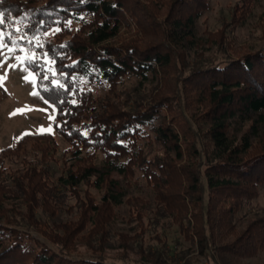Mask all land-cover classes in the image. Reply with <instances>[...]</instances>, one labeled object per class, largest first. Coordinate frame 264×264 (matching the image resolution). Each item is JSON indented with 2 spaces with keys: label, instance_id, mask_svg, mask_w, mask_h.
<instances>
[{
  "label": "trees",
  "instance_id": "1",
  "mask_svg": "<svg viewBox=\"0 0 264 264\" xmlns=\"http://www.w3.org/2000/svg\"><path fill=\"white\" fill-rule=\"evenodd\" d=\"M208 4L0 0L5 32L25 50L38 36L54 60L55 75L44 65L36 85L70 147L58 174L49 131L0 149V264H194L189 245L214 262L222 248L236 257L264 246V225L226 241L240 205L264 184V46L198 60ZM190 51L194 63L183 69ZM27 136L45 144L40 155L23 150ZM114 247L119 255L104 253Z\"/></svg>",
  "mask_w": 264,
  "mask_h": 264
},
{
  "label": "rangeland",
  "instance_id": "2",
  "mask_svg": "<svg viewBox=\"0 0 264 264\" xmlns=\"http://www.w3.org/2000/svg\"><path fill=\"white\" fill-rule=\"evenodd\" d=\"M56 28L48 30V35H51ZM197 30L202 41L208 40V43L205 44L204 52L202 56L198 57V60H206L209 58L222 60L226 57H234L243 52L256 50L258 47L264 46V0H209L208 7L198 20ZM132 34L133 32L129 33L128 36H134ZM17 35L16 32L13 34V36ZM125 35H127L126 31ZM33 47L31 46V49H27L25 52L43 53L40 47H36L35 49ZM4 51L10 58L0 67V76L4 75L7 69V79L0 86V149L14 146L19 137L25 133L33 134L49 131L54 134L55 141L58 144V150L54 154V158L52 160L49 159V164L54 168L56 174H58L63 168L64 162L66 160L69 162V159H67L68 154H65V151L70 147L68 142L53 129L55 109L51 104H46L41 99L37 89L36 79L33 82L22 79V76L27 75V73L22 71L21 68L26 65H21L16 69L8 68V64L17 63L11 57L24 55L25 53H21L19 50H16L14 53H7L6 49ZM193 54V51H190L187 61L182 63L184 65L183 69L186 67L188 69L192 66L195 57ZM3 61L4 57L0 56V62ZM179 69L178 63H175V66L173 64V67L168 73L164 91L169 97H173L175 94L174 89L176 88L177 77H180ZM131 82L128 81L127 83L131 84ZM91 88L95 93L99 94L103 92V88L100 86ZM33 92L38 94L30 95ZM194 93L196 94L195 90H188L190 98L193 97ZM18 109H23L24 111L12 115ZM199 113H201V110ZM243 129L244 131L248 130V124ZM205 131L206 125L203 126L202 133L204 134ZM204 142L208 144L206 140ZM23 146L25 147L23 150L27 151L30 156L32 153L40 155V152H37V150L45 148V144H42L32 136H27L24 139ZM40 146L43 147L41 148ZM5 166H16V164L5 160ZM237 218L234 221L235 227L227 236L228 239L226 241L232 242V236L235 233L242 232L245 227L249 228L252 224H255L254 228H251L252 231L264 225V184L258 186L256 195L253 198L245 200L240 205L237 211ZM184 245L186 246V243ZM189 246L184 249L189 252L188 256L192 257L194 264H264V246L262 248H256L254 252L253 250H248V253L245 251L246 248H240L248 255H244L243 252L236 257L231 256V253L224 252L225 248H222L223 253L218 255L216 262L207 255L199 253L196 246ZM75 249L77 250L75 252L77 254L86 256L89 254L83 245H79ZM104 253L109 257H113L119 255L121 252L119 248L114 247L105 249Z\"/></svg>",
  "mask_w": 264,
  "mask_h": 264
},
{
  "label": "snow or ice",
  "instance_id": "3",
  "mask_svg": "<svg viewBox=\"0 0 264 264\" xmlns=\"http://www.w3.org/2000/svg\"><path fill=\"white\" fill-rule=\"evenodd\" d=\"M8 20V17L3 13L0 12V56L4 57V61L0 62V67L3 66V63H6L7 60L10 58L6 53H5V49L7 50V53H14L17 49H19V51L21 53H25L24 55H15L14 57H11L13 59H15V61L17 63L15 64H8V68L9 69H16L17 67L21 66V65H26L24 67L21 68L22 71H24L25 73H27V75L22 76V79H24L25 81H29V82H33L37 77L40 76V72L43 69L44 65H48L47 71L48 72H52L53 75H55L51 65L54 63V60H52L51 58H49V54L47 52H43L40 54H37L35 52L32 51H28L25 52V49L20 47L17 43L16 39H13L12 35L10 32L6 33L4 30V26L6 25ZM13 23H15V21H13ZM41 26H43L41 24ZM16 32H19L20 29L16 28L15 29ZM60 29L56 28L53 30V32H59ZM5 35H7L8 41H10L11 43V47H9L8 43L5 42ZM45 35H48V33H45ZM24 36H21L20 39H24ZM33 41L36 42V46L43 48V44L40 42L39 37L38 36H33L32 40H29V43H32ZM61 47H64L63 45ZM39 61H43V64H41ZM35 69V70H34ZM60 75H63V73H61ZM7 79V69L4 72V75L0 76V86H2L3 81ZM43 79L47 80L48 76L44 75ZM75 79V78H74ZM52 84L54 86H58V87H63V85H60L58 83V81L53 80ZM45 90H48L47 88ZM38 93L33 92L30 93V95H37ZM46 104L48 103L47 100L44 101ZM64 101H60V103H63ZM72 103H75V101H72ZM51 107V105H50ZM23 109H18L16 110V112L12 113V115H15L17 112H23ZM28 134V133H25Z\"/></svg>",
  "mask_w": 264,
  "mask_h": 264
}]
</instances>
